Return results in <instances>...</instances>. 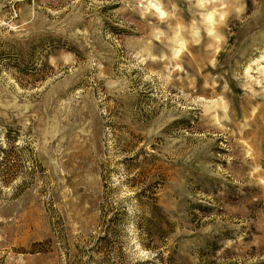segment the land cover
I'll return each instance as SVG.
<instances>
[{
  "label": "rangeland",
  "instance_id": "374dc122",
  "mask_svg": "<svg viewBox=\"0 0 264 264\" xmlns=\"http://www.w3.org/2000/svg\"><path fill=\"white\" fill-rule=\"evenodd\" d=\"M0 264H264V0H0Z\"/></svg>",
  "mask_w": 264,
  "mask_h": 264
}]
</instances>
